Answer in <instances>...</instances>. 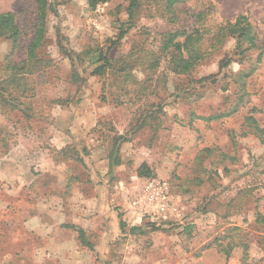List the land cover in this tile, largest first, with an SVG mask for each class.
<instances>
[{
    "label": "rangeland",
    "instance_id": "rangeland-1",
    "mask_svg": "<svg viewBox=\"0 0 264 264\" xmlns=\"http://www.w3.org/2000/svg\"><path fill=\"white\" fill-rule=\"evenodd\" d=\"M55 2L30 61L36 2L0 0V12L12 11L22 30L13 54L10 41L0 38V264H47L52 256L39 246L44 238L38 229L47 219L41 188L58 194L66 181L70 188L75 177L91 175L105 179L106 193L112 188L110 206L126 226L103 240L85 232L92 248L76 228L62 226L78 246L61 255H77V264H264V143L245 122L253 115L264 127V0H180L177 22L166 0H141L132 20L128 0L95 9L87 0ZM239 14L255 25L263 51L260 63L254 50L225 69L230 74L258 66L246 91L225 73L215 83L198 82L218 73L234 39L190 75L171 69L170 54L160 51L163 32L210 30L206 47L216 26ZM124 22L133 24L119 39ZM102 55L111 64L93 74L104 63L94 59ZM154 56L159 61L150 69ZM116 147L121 162L111 168ZM97 158L108 161L105 174L89 168ZM47 159L59 167L55 178L51 165L40 166ZM144 163L169 181L177 211L163 221L129 223L127 208L146 178L140 175Z\"/></svg>",
    "mask_w": 264,
    "mask_h": 264
},
{
    "label": "trees",
    "instance_id": "trees-1",
    "mask_svg": "<svg viewBox=\"0 0 264 264\" xmlns=\"http://www.w3.org/2000/svg\"><path fill=\"white\" fill-rule=\"evenodd\" d=\"M110 0H87V3L92 9H95L100 3H105ZM37 6V23L35 25V34L32 42L29 45L28 56L31 61L35 58L36 50L41 45L45 38L47 29V21L50 13H54L57 9V3L55 0H35ZM180 0H166V8L173 12L174 15L171 20L179 21L175 4ZM141 0H128L127 13L129 19H133L135 11L140 7ZM126 22L122 23L118 38L121 39L130 30L133 23ZM210 30H202L200 28H193L191 31L184 29H170L162 33V45L160 51L162 53L170 54V66L171 69L181 75L192 74L198 65H201L205 61L209 60L212 54L220 49L228 39L235 40V46L232 52L226 53L219 61V71L216 74L208 75L198 82L212 81L217 82L219 74L225 73L223 78L229 75L233 77V82L237 84L240 90L246 91L247 80L256 71L258 66H251L248 69L239 70L236 73L227 74L225 69L235 60L244 62L248 53L254 50H259L257 63H260L263 58V51L258 41V32L255 25L250 21L249 16L246 14H239L233 19H226L221 22L215 29V36L212 43L204 47L205 35ZM22 30L17 23L16 16L12 11L0 12V38L8 39L11 43L10 54H13L19 46L20 37ZM184 36V39L180 38ZM115 43V42H114ZM64 48V47H63ZM104 60V63L97 67L93 74H103L108 65L111 64L108 56L102 55L99 59L94 62ZM159 58H153L150 61L148 68L153 69L157 66ZM245 94L239 99L238 106L243 102ZM235 110V109H233ZM233 111L228 113H220L217 115H211L209 117L204 116L201 118L215 119L223 117L227 114H231ZM245 122L249 125V132L255 134L264 143V127H262L257 119L253 115L245 117ZM246 134L247 131H244ZM209 150V149H208ZM109 166L112 168L120 164V155L118 147L109 156ZM145 170L140 173L141 176L146 178L155 177L151 169L146 163L143 164ZM121 228L124 229L126 224L120 221ZM77 229L79 238L83 245L93 247V243L87 240L84 229L75 225H68ZM132 231H141V227H133ZM247 248H245L246 251Z\"/></svg>",
    "mask_w": 264,
    "mask_h": 264
},
{
    "label": "crops",
    "instance_id": "crops-1",
    "mask_svg": "<svg viewBox=\"0 0 264 264\" xmlns=\"http://www.w3.org/2000/svg\"><path fill=\"white\" fill-rule=\"evenodd\" d=\"M46 164L53 167L50 175L55 178L59 174V167L55 165V162L48 159L45 163L42 162L40 166L43 168ZM89 164V168L94 171L99 170L103 174L107 172L108 161L105 158L93 159ZM74 179L76 182L70 183V188L67 187L69 183L66 181L67 184H63V187L57 191L58 194L52 193V189L41 188V191H46L44 193L47 194L44 195L45 199L39 204L41 208L44 205L43 216L47 219L43 226L38 229L39 234L44 238L39 246L41 250L48 251L49 255L52 256V258L46 259L47 264H77L80 262L79 257L73 253L67 254V256L61 255L64 249H70L73 245L78 246L73 239H70L72 233L62 226L75 225L84 229L87 234L94 236L99 233L100 239L103 240L108 232L111 234L112 230L118 228L121 223V214L110 206L114 202V194L110 187L109 190L107 188L106 193L105 179H101V177L96 179V175H91L86 180L77 177ZM111 240L112 237L109 235V242ZM111 245L112 243H110ZM95 247L99 246L95 245Z\"/></svg>",
    "mask_w": 264,
    "mask_h": 264
},
{
    "label": "built area",
    "instance_id": "built-area-1",
    "mask_svg": "<svg viewBox=\"0 0 264 264\" xmlns=\"http://www.w3.org/2000/svg\"><path fill=\"white\" fill-rule=\"evenodd\" d=\"M127 211L129 223L146 218L163 221L174 215L177 207L169 181L160 177L144 178L143 184L135 189Z\"/></svg>",
    "mask_w": 264,
    "mask_h": 264
}]
</instances>
